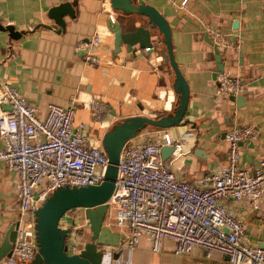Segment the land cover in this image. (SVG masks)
I'll return each mask as SVG.
<instances>
[{
    "label": "crops",
    "instance_id": "obj_1",
    "mask_svg": "<svg viewBox=\"0 0 264 264\" xmlns=\"http://www.w3.org/2000/svg\"><path fill=\"white\" fill-rule=\"evenodd\" d=\"M141 1L167 21L172 57L186 82L187 100L176 125H146L140 132L153 138L167 131L178 140L180 153L165 159V164L179 179L194 183L210 169L225 165L224 132L246 124L251 135L238 145V164L253 168L264 159V0ZM59 3H68L71 9V15H61L62 28L48 16V10ZM107 12L121 30L147 27L150 47L120 43L113 52ZM145 21L142 15L111 8L108 0H0V27L11 25L22 31L12 38L0 28V82L36 105L39 115L47 103L64 105L70 96L87 97L105 85L115 89L111 95L104 94L107 110L102 124L106 126L132 115L156 118L171 114L178 98L172 88L173 73L161 56V34ZM208 41L215 45L221 62L214 79L211 73L216 63ZM233 75L245 82L243 92L234 96L224 87L225 79ZM85 101L76 100L74 107H83L87 119L78 115L74 120L85 121L90 134L97 129L91 127ZM121 103L126 110L119 109ZM15 183V173L0 161V242L17 217ZM225 202L243 222L247 242L264 246V193L254 210L245 201ZM107 226L102 223L97 236L101 234L103 241L109 235ZM120 239L119 232L114 244L96 243L116 251ZM128 259L130 264H227L224 255L205 256L198 247L176 254L168 239L153 252L144 236Z\"/></svg>",
    "mask_w": 264,
    "mask_h": 264
},
{
    "label": "built area",
    "instance_id": "obj_2",
    "mask_svg": "<svg viewBox=\"0 0 264 264\" xmlns=\"http://www.w3.org/2000/svg\"><path fill=\"white\" fill-rule=\"evenodd\" d=\"M107 20L114 21L110 12ZM224 87L234 96L243 92L245 82L233 75L225 79ZM75 103L73 96L64 105L47 103L39 115L36 105L0 82V107L8 106L0 108V161L16 175L17 206L10 253L0 258V264H26L32 259L34 211L53 189L95 185L103 178L105 152L101 143H90L88 124L74 120ZM86 107L92 123L104 122L105 102L92 98ZM143 134L137 131L119 149L103 220L118 229L121 239L116 251L107 244L96 246L99 264H130L129 252L141 236L153 252L168 239L176 254L198 247L205 256L224 255L227 264H264V246L247 242L243 222L225 202L245 201L254 210L264 193V159L251 169L238 164V145L250 138L251 127L244 124L226 130L225 165L210 169L194 183L176 177L161 159V146H172L166 159L180 153L178 140L167 131L153 138ZM86 209L68 208L57 221L59 228L66 229L67 254H77L87 240ZM78 216L80 223L75 220Z\"/></svg>",
    "mask_w": 264,
    "mask_h": 264
},
{
    "label": "water",
    "instance_id": "obj_3",
    "mask_svg": "<svg viewBox=\"0 0 264 264\" xmlns=\"http://www.w3.org/2000/svg\"><path fill=\"white\" fill-rule=\"evenodd\" d=\"M111 8L122 13H135L145 17L146 25L156 28L161 34L164 51L161 52L163 60L168 62L173 73L172 88L178 94L177 104L171 114L150 118L141 115L127 116L118 122L112 123L101 139L100 143L107 158V165L102 180L95 185L61 186L53 189L34 211V235L36 252L26 264H99L100 251L96 249L98 236L116 172V162L122 143L132 137L138 130L146 125L155 127H168L176 125L181 119L187 100V85L173 60L170 46L169 27L161 13L154 7L144 4L141 0H108ZM71 15L68 3H59L48 10V16L63 27L62 14ZM235 22H233L234 26ZM7 30L8 36L17 38L22 31L14 30L11 25L0 27ZM108 30L112 33L113 52L119 50L120 43L138 47H150L148 28L136 25L131 30H121L117 21H113ZM212 47L216 69L211 73L215 78L216 72L221 71V62L215 45L208 41ZM85 49H83L84 51ZM236 99H239L236 97ZM5 108H8L6 105ZM172 146H161L160 156L165 160L170 154ZM85 207L84 215L88 220L89 235L82 249L77 254H67L63 237L66 229L57 226L59 217L71 207ZM14 224L9 225L0 242V258L8 256L14 236ZM115 257V254H113ZM226 258V257H225Z\"/></svg>",
    "mask_w": 264,
    "mask_h": 264
},
{
    "label": "rangeland",
    "instance_id": "obj_4",
    "mask_svg": "<svg viewBox=\"0 0 264 264\" xmlns=\"http://www.w3.org/2000/svg\"><path fill=\"white\" fill-rule=\"evenodd\" d=\"M115 92V89H113L112 87H108L107 88V86L105 85V86H103V87H98V88H96V91H93L92 92V95H89V96H87V97H80L79 95H76L75 97H76V100L78 101V102H80L81 100H86L85 102H88V101H90L92 98H97V99H100V100H102V101H107V98H105V96H104V94H107V95H111V94H113ZM101 97H100V96ZM104 96V97H103ZM116 100H119L120 101V99H116ZM126 107H125V104L124 103H121L120 104V106H119V109L120 110H126L125 109ZM74 119H76L77 117H78V115H81V116H83V118L86 120L87 119V117H88V114H87V111L83 108V107H78L77 106V108H75L74 109ZM113 123H115V122H113ZM73 124H74V121H73ZM91 127H93V128H95L96 127V129H97V131L96 132H92V131H90L91 133H93V134H91L90 133V135L92 136V139L90 140V143L91 144H97V143H100V139H101V137H102V135H103V133L107 130V129H109V127H110V124L108 125V126H106L105 124H102V123H92L91 124ZM149 127H152V126H149ZM99 140V141H98ZM75 220L78 222V223H80L81 222V217L80 216H78V217H75ZM102 223H104V224H106V225H108L107 226V231H108V233H107V235H108V239L106 238L104 241H103V239H102V237H101V234H100V236L99 237H97L96 238V242H98V243H100V242H105V243H113L114 244V242H117V240L119 239V232H118V229L115 227V226H113V225H111V224H108V221L106 220V219H104L103 221H102ZM113 231H116L117 233H116V235H113L112 233H110V232H113Z\"/></svg>",
    "mask_w": 264,
    "mask_h": 264
},
{
    "label": "trees",
    "instance_id": "obj_5",
    "mask_svg": "<svg viewBox=\"0 0 264 264\" xmlns=\"http://www.w3.org/2000/svg\"><path fill=\"white\" fill-rule=\"evenodd\" d=\"M139 131V130H138ZM96 246H98V244L96 243Z\"/></svg>",
    "mask_w": 264,
    "mask_h": 264
}]
</instances>
